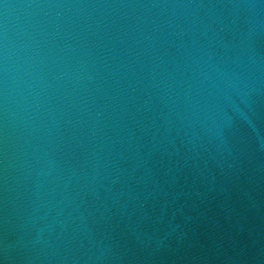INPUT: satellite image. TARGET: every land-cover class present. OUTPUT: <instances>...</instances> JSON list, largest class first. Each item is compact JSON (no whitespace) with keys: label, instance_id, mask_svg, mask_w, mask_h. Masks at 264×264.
I'll return each instance as SVG.
<instances>
[{"label":"water","instance_id":"1","mask_svg":"<svg viewBox=\"0 0 264 264\" xmlns=\"http://www.w3.org/2000/svg\"><path fill=\"white\" fill-rule=\"evenodd\" d=\"M0 264H264V0H0Z\"/></svg>","mask_w":264,"mask_h":264}]
</instances>
